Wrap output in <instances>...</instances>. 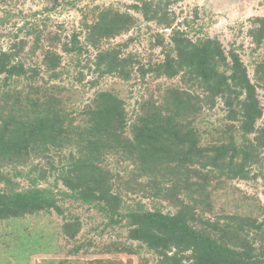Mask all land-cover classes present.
I'll list each match as a JSON object with an SVG mask.
<instances>
[{
	"label": "trees",
	"instance_id": "1",
	"mask_svg": "<svg viewBox=\"0 0 264 264\" xmlns=\"http://www.w3.org/2000/svg\"><path fill=\"white\" fill-rule=\"evenodd\" d=\"M180 1L141 0L130 7L144 21L170 30L168 47L164 39L157 43L161 61L144 65L116 48L97 51L94 67L100 77L128 81L136 68L142 79L178 78V86L165 88L157 101L142 102L132 117L110 91L96 92L73 117L71 100L64 95L68 90L51 83L61 77V56L55 43L43 47L40 32L32 35L34 48L42 50L43 71L49 76L45 83H40L41 69L17 60L11 48L0 50V169L9 168L28 181L26 189L16 190L9 174L1 175L0 221L60 213L59 200L71 199L98 211L107 225L126 228L127 239L154 256L151 264H264V207H258L257 216L215 212L214 195L229 181L258 177L264 186V127H257L263 115L257 86L264 88V58L255 64L252 82L235 51L226 53L217 39L192 40L174 26L169 7ZM135 21L127 12L98 9L86 27L85 43L97 49L102 41L128 32ZM249 37L256 47L262 45L264 17L252 20ZM78 42L73 34L70 48L61 50L80 53ZM219 103L223 122L205 141L199 123ZM110 156L128 163L135 184H144L152 191L149 197L173 212L146 209L140 202L126 205L111 188L105 165ZM36 161L48 169L30 177L38 169ZM253 167L259 173L251 177ZM51 170L57 172L53 188L61 184L66 191L39 187ZM62 229L69 239L79 230L70 221ZM114 250L134 254L128 247ZM87 264L129 263L96 259Z\"/></svg>",
	"mask_w": 264,
	"mask_h": 264
},
{
	"label": "rangeland",
	"instance_id": "2",
	"mask_svg": "<svg viewBox=\"0 0 264 264\" xmlns=\"http://www.w3.org/2000/svg\"><path fill=\"white\" fill-rule=\"evenodd\" d=\"M141 0H0V50L16 51L17 60L31 68L41 69L40 83L48 81L42 66V50L35 47L32 33L43 37V47L56 44V52L61 56V77L55 82L68 91L65 98L71 100L69 111L76 117L79 108L87 104L96 92L110 91L124 102L129 117L147 99L157 101L160 92L179 85L178 78L155 79L150 75L144 79L134 68L128 81L111 76H99L94 60L99 50L119 49L122 55L130 54L134 63L147 65L163 59L158 41L168 44L170 30H164L153 22L144 21L140 14L130 9ZM112 8L127 12L136 19L133 27L114 39L102 41L93 48L85 43L86 27L90 25L98 9ZM175 16L174 26L187 31L192 40L217 39L227 53L235 51L254 82V67L264 58V42L256 47L249 37L252 20L264 17V0H181L169 7ZM186 21V24L184 23ZM185 26H184V25ZM77 35L80 53L69 54L61 49L70 48L72 35ZM55 43V44H54ZM168 47V46H167ZM15 53V52H14ZM257 95L263 115L257 127H264V88L257 86ZM199 123L203 139L216 135L215 129L224 119V109L219 103L213 110L205 111ZM51 158L45 160L50 161ZM57 165V158L52 157ZM38 169L30 177H37L41 169H48L43 162H35ZM111 176V188L120 194L126 205L136 206L140 202L146 209L158 208L163 212H173L165 202L149 197L150 189L138 187L130 178L132 170L119 157H108L105 163ZM23 175L28 171L23 169ZM258 169H251L257 175ZM9 174L13 188L26 189L27 176H16L9 168L0 169L1 175ZM56 171L46 173V180L38 182L39 187L66 191L61 184L53 188ZM0 187L2 184L0 183ZM144 193L147 196H144ZM215 212L259 215L258 207H264V186L260 178L247 181H229L223 190H217ZM60 213L55 211L26 215L18 219L0 221V264H87L96 259H110L129 264H151L153 255L139 244L127 239V229L119 225H107V220L90 207L79 205L71 199L59 200ZM70 221L78 228L75 238L63 234L62 226ZM111 247V248H110ZM128 247L134 254L116 253L115 248ZM110 249L111 252H107Z\"/></svg>",
	"mask_w": 264,
	"mask_h": 264
}]
</instances>
